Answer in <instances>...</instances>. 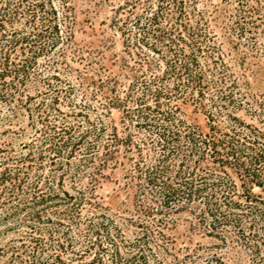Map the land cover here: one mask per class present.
<instances>
[{
  "label": "trees",
  "instance_id": "trees-1",
  "mask_svg": "<svg viewBox=\"0 0 264 264\" xmlns=\"http://www.w3.org/2000/svg\"><path fill=\"white\" fill-rule=\"evenodd\" d=\"M221 1L211 8L202 0H124L117 7L114 22L134 63L124 59L122 67L130 82L121 96L118 78L98 73L97 87L110 83L101 110L110 116L114 109L123 122L149 131V142H133L102 113L92 120L90 102L69 111L82 114L85 125L67 122L68 114L57 107L62 91L75 90L71 80L59 90L49 82L59 79L55 71L65 63L67 45H61L68 36L61 35L60 23L69 16L68 0L58 1L61 18L54 0H0V100H19L27 109L28 88L37 89L41 81L55 92L46 111L34 107L45 113L32 124L37 134L22 142L28 151L0 157V225L17 231L14 241L0 244V264H150L153 241L166 245L170 222L184 211L207 219L211 230L233 228L257 256L256 264H264V97L252 95L247 109L262 125L246 122L237 112L248 98L247 75L228 70L225 60L222 68L210 64L222 58L211 19L225 16L233 2L230 29L239 37L249 33L248 46L257 51L264 0ZM47 55L53 56V71L40 77L38 58ZM239 59L243 63L245 56ZM182 104L205 115L206 130L184 117ZM52 111L65 119L51 121ZM143 146L149 147L146 153ZM45 154L50 175L41 174ZM32 163L36 170L30 172ZM121 166L122 190L134 197L133 206L119 203L115 193L98 203L97 189ZM64 178L74 192L64 187ZM103 204L126 216L121 218L134 228L133 237H126ZM85 205L99 211L82 218Z\"/></svg>",
  "mask_w": 264,
  "mask_h": 264
},
{
  "label": "rangeland",
  "instance_id": "rangeland-1",
  "mask_svg": "<svg viewBox=\"0 0 264 264\" xmlns=\"http://www.w3.org/2000/svg\"><path fill=\"white\" fill-rule=\"evenodd\" d=\"M54 1L61 18L62 8L60 7V2L58 3L60 0ZM202 1L203 4L207 3L211 8L220 3L224 4L221 0ZM67 3L70 7L69 16L66 18L64 24L60 23L61 35L68 36L65 44L61 45L62 48L67 45L65 57L63 58L65 63L60 64L55 71L58 73L59 79H51L49 82L58 87L59 90L63 89L67 80H71L75 85V90L70 94H64L62 91V96H60V100L57 103V107L68 114L66 119L57 111L49 112V119L53 121L54 116V119H56L54 121L57 122L61 121V117L63 116L67 122L76 123L80 121L85 125L86 123L82 114L73 115L69 111L75 106V109L79 110V104L90 102L89 117L92 120H97L100 113H102L101 115L106 122L112 121L116 123L121 136L125 133H130L133 142L139 140L141 137L149 142V131L136 126L135 122H123L121 113L114 109L110 116L108 112L101 110V103L104 102V92L108 91L110 83L105 82L103 87H97L99 83L98 73L110 74L117 77L116 91L119 95L124 96L130 82L128 77H122V73H124L122 70L124 59L130 65H134L133 60L127 55L124 36L120 33L114 22V17L118 11L116 9L124 3V0H68ZM232 3L230 1L226 5L227 9L225 8L222 11L225 16L222 15L219 19L212 18L210 21V26L215 32L214 41L218 44L216 53L222 56L221 59H216L215 63L211 61L210 64L222 68V65L225 63L229 65L228 70H233L235 74L241 75L245 73L247 75L248 88H245V92L248 93V98L243 99V108L237 113L246 122L260 127L262 123L258 120L257 116H251L247 109L253 103L252 95L264 97V24L258 28V38L255 42L258 50L254 51V47L251 49L247 43L251 40L249 39V33L243 37H239L230 29L233 26L231 23L233 19L231 15L234 12ZM67 31H69V34L72 33V37H69ZM60 48H57L58 51L61 50ZM54 54L56 56V53ZM241 55L245 56L243 63H240L239 57ZM48 56L38 58L40 77H45V75L53 71V66H51L50 62L53 56L52 58ZM201 60L205 65V59L201 58ZM223 60L226 62L223 63ZM83 76L87 79L80 78ZM38 84L37 89L32 86L28 88L27 93L32 96L29 99L27 98L26 105H29L27 109L21 105L19 100L12 102L0 100V147L6 145L11 148L0 151L1 158L7 155L16 156L26 153L28 149L22 146V142L30 140L31 137L37 134L34 128L35 125L32 124L35 122V119H38L45 113L48 108L45 107V104H49L51 97L55 94L51 86H47L42 81ZM108 94L113 95L112 93ZM63 95L65 96L63 97ZM25 98L23 96V99ZM41 101L45 103L41 104ZM37 104L40 105V111L45 110L41 115L38 114L39 110L34 109ZM54 107H56V104H54ZM182 109L184 117L188 121L198 125L202 130H206V117L202 112L194 111L193 106L190 104H182ZM48 110L51 111V109ZM16 112L17 114H15ZM36 125L40 126L41 124L37 123ZM57 125H59V122ZM35 141L37 142V140ZM147 146L152 147L151 144ZM147 146H143L144 153L149 148ZM154 151L155 149L151 148L149 152L153 155ZM124 152L123 149L120 154ZM47 158L45 154L41 171L43 175H50L53 171H51L53 169L52 166L49 168ZM123 160L126 161L125 158ZM129 161H127L125 167L129 165ZM30 166V172L33 169L36 170L35 163H32ZM122 167H118V169L111 172L110 178L102 183V188L97 187L96 192L98 193L96 199L98 203L109 200V196L115 193L119 203H126L128 207L133 206L134 197L130 199L127 196L128 194L126 195L122 190L125 187L124 182L126 180L123 175L124 168L122 169ZM56 173H59V170ZM84 181L88 180L85 179ZM56 182L54 181L53 185H56ZM63 185L71 192H74L70 188L67 178H64ZM254 191L259 192V189L255 188ZM103 205L104 212L110 214L118 222L126 237H133L135 232L131 230L134 228H128L126 225L127 221L121 218L126 216H123L114 205ZM93 211H99V209H93L88 205L83 206L81 208L82 218ZM173 220L170 222L169 229L167 230L169 239L166 245L165 242L156 241L158 243L156 244L153 241V251L147 253L150 264H256L257 256L246 246L242 239L237 237V233L233 228L219 226L217 229L211 230L207 219L204 220L200 217L198 218V216L194 217L192 213L186 211L175 214ZM9 221L12 223V220ZM0 230L2 231L0 234V244H7L9 241L16 239L17 231L13 229L9 230L4 223L0 225ZM162 247H167L166 252L161 249ZM262 252L264 253V249ZM155 256L161 261L156 262ZM9 257L10 253L4 255L1 260H7ZM104 258L106 257L104 256Z\"/></svg>",
  "mask_w": 264,
  "mask_h": 264
}]
</instances>
